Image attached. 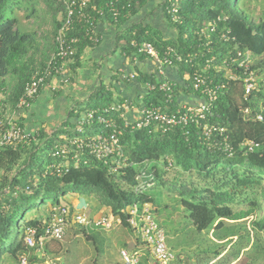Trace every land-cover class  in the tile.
I'll use <instances>...</instances> for the list:
<instances>
[{"label": "trees", "instance_id": "obj_1", "mask_svg": "<svg viewBox=\"0 0 264 264\" xmlns=\"http://www.w3.org/2000/svg\"><path fill=\"white\" fill-rule=\"evenodd\" d=\"M149 1L130 0L127 7L118 5L122 9H119L117 21H113L109 15L106 20L120 28L137 16ZM18 2L0 0V93L4 97L0 101V109L4 110L7 106L10 114L16 110L25 84L45 68L54 52V34L63 12L60 0H40L49 11L52 29L45 35L38 30L27 32L19 28L13 14ZM24 2L29 4V17L35 14L37 1ZM101 4V0H96L91 6ZM253 5L251 0H181L176 6L178 21L173 22L166 10L169 0H162L163 14L175 32L174 37L164 39L159 31L135 24L117 40V48L130 63H133V58L141 60L145 57L137 54L132 43H150L160 56L169 47L181 58V62H176L173 55H169L180 77L185 75L182 85L174 84L169 110H174L182 103L180 99L183 96H199L192 89V78L196 74L208 78L213 85H223L206 114V122L225 128L231 155L218 146L222 141L220 137L215 136L206 141L201 127L195 124L174 126L166 132L155 130L154 127L139 131L123 129L124 110L115 108L123 105L124 100H113L112 93L101 85L90 96L86 106L69 111L61 128L49 133L41 129L22 144L0 148V264L5 254L16 264L21 255H28L30 264H43L44 259L49 257L50 244L58 242L46 243L44 257L39 259L35 250L25 246L24 233L26 228H35L42 233L43 224L52 214L50 209L59 205L67 206L60 204L68 192L67 186L73 194L94 197L98 208H104L110 215L118 217L121 227L131 232L127 223L128 208L133 204L151 205L154 202L151 192L165 185L163 176L172 169H177L187 177L179 184L176 197L198 232L209 229L214 234L225 221L241 224L256 209L259 210L261 204L259 206L255 201L250 202L253 209L247 212L235 213L231 206L234 204L231 198L235 194L248 193V188L249 194L253 195L254 187H262L261 194L264 197V3L259 8H262V12L256 18L251 14ZM71 35L79 36L70 61V66L75 68L85 49L93 45L84 36L81 25H75ZM237 51L250 53V70L254 71L257 78V86L247 102L243 100L244 73L237 65L230 64ZM229 70L232 76L227 75ZM135 75L136 80L144 84H157V80L152 77L137 72ZM164 102L162 93L157 91L146 93L143 97L146 107L165 106ZM245 109H248L247 114L244 113ZM91 111L96 112V116L106 118L110 128L96 123L95 119L93 123L82 127V133H75L76 124L72 120L75 122ZM258 115L262 117L261 121L256 119ZM112 125L122 129L119 139L127 164L117 174L111 173L107 165L95 160L87 151H79L70 144L76 137L85 138L96 131L102 135L109 134ZM247 140L258 143L260 148L246 152L242 144ZM62 149L69 152L68 165L57 173L56 166L63 164L60 157ZM44 152L47 153L46 159L39 161ZM168 163H171L169 169ZM146 165L149 166L147 170L153 186L136 194V176ZM45 207L49 209V214L43 213ZM255 225L259 230H264V215ZM78 232L87 241L94 240L84 229L78 228ZM232 237L225 235L215 239L223 241L218 243L222 247L215 252L216 258L225 249L223 245L229 251L231 247L227 244ZM136 242L141 243L138 238ZM243 248L231 258L235 260ZM144 251L138 264H157L149 252ZM183 260L175 255L170 264H186Z\"/></svg>", "mask_w": 264, "mask_h": 264}, {"label": "built area", "instance_id": "obj_2", "mask_svg": "<svg viewBox=\"0 0 264 264\" xmlns=\"http://www.w3.org/2000/svg\"><path fill=\"white\" fill-rule=\"evenodd\" d=\"M63 6L59 26L54 34V52L50 56L45 68L35 74L32 79L24 86L22 96L19 98L16 110H14L9 118L0 122V148L4 146H16L26 141L31 134L27 133L18 125L17 113L25 110L31 101L39 94L40 90L52 78H58L62 83H67L68 79L65 75L68 73L69 63L74 56L75 47L79 42V36L71 35V30L75 25L83 27V34L92 45H97L101 37L99 35V23L101 20H106L109 15L113 21H117L119 17L118 5L123 4L127 7V2L130 0H101V6H91L96 0H60ZM181 0H169V6L166 9L171 15L173 22L178 21L177 4ZM212 31V29H211ZM225 40L226 37L223 36ZM136 49L137 54L144 55L159 67L173 66V62L169 55L176 62H181V58L171 49L167 48L162 56L156 49L147 42L131 45ZM249 52L237 51L236 57L231 59L230 64L237 65L244 73L243 79V100L248 101L249 95L257 86V78L254 71L250 70ZM133 63L136 64V58H133ZM230 72V70H229ZM119 78L122 80L133 81L136 79L135 72L125 74L121 72ZM223 85H213L212 82L203 77L201 74H196L192 78V89L199 94L202 101L198 105H189L180 103L174 110H169L168 106L173 101L174 83L169 81H161L155 83H145L146 93L160 92L165 99V106H142L137 110L136 117L128 119L125 113L132 109V103L124 101V104L117 106L115 110H124L122 118L124 120L123 129L139 131L144 128L154 127L155 130L166 132L174 126H188L195 124L201 127L204 139L209 141L215 136L222 139L218 145L225 153L231 155L232 149L227 142L226 130L215 124L206 122V114L209 112L211 104L216 100L218 90ZM3 94L0 93V101L3 100ZM182 102V101H181ZM114 110V109H113ZM248 113V109L244 110ZM96 112H89L76 121L75 133H82V127L86 124L96 123L110 128V123L102 116H96ZM96 117V118H95ZM257 120L261 121L262 117L258 115ZM205 122V123H204ZM202 123V125H201ZM122 129L112 125V131L109 134L102 135L98 131L91 136L85 138L76 137L71 145H74L79 151L85 150L95 160L103 162L109 167L111 173L117 174L119 170L126 167V161L123 157V152L120 145V135ZM242 147L246 152H253L260 148L258 143L251 140L243 142ZM60 157L63 159V164H58L55 168L57 173L66 169L68 165V150L62 149ZM57 156H59L57 154ZM77 160L78 158L74 156ZM140 170L136 176L135 193H142L153 186L151 178L148 174V165ZM171 163H168V169ZM129 217L127 223L131 230L135 232L138 239L145 247L157 264H170L175 259V254L169 249L166 244V236L163 228H161L155 220L154 210L148 203L143 205L133 204L128 208ZM77 227L81 229H98L109 231L114 227L121 226V221L118 217L110 214H100L96 217L89 216L84 211H75L73 208L59 205L52 209V214L42 228V233L35 228H26L24 233V243L29 249L35 250V255L40 259L44 257L45 244L48 242H62L69 228ZM141 250L130 251L126 248L120 249L119 256L122 264H138L142 257ZM18 264H30L28 255H21L18 258ZM43 264H62L59 259L46 257Z\"/></svg>", "mask_w": 264, "mask_h": 264}, {"label": "rangeland", "instance_id": "obj_3", "mask_svg": "<svg viewBox=\"0 0 264 264\" xmlns=\"http://www.w3.org/2000/svg\"><path fill=\"white\" fill-rule=\"evenodd\" d=\"M36 1L34 8L36 13L32 16L29 17V4L28 2H24V0H19L18 4L14 7L13 14L18 21L20 29H24L27 32L38 30L42 35H45L52 29L51 17L44 4L40 0ZM251 1L254 4L252 6L253 13L251 14L256 18L262 12V8L261 10L259 8L263 5L264 0ZM251 63L252 59L250 65ZM227 75L232 76L233 74L227 71ZM46 156V152L42 153L39 161L45 160ZM263 176L264 172L262 171ZM163 179V181H166L165 185L161 186L160 190L151 192L154 197V202L151 206L154 209L156 222L165 232L167 246L177 257L183 256V261L186 264H199L198 262L200 264H228L232 259L231 257H234L235 253L241 247H244V250L242 249L240 252V260L235 264H264V230H259L257 225H255L256 222L262 220L264 215V197L261 194L262 187H254L253 195L249 194L250 190L248 188V193L235 194L231 198L234 202L231 206L234 208L233 211L235 213L247 212L253 209V205L250 203L253 201L258 205L261 204V206L259 205V210L256 209L255 213L246 222L241 224H229L225 221L213 234L209 229L202 232L196 231L187 217L188 212L181 207L179 199L176 197L178 195L179 184L187 180L186 175H183L177 169H172L167 170ZM262 185L264 186V181ZM69 189L71 188L67 186L66 190L68 192L62 197L63 199L60 204H66L75 211H84L93 217L105 214V212H100L101 208L93 206L92 197L90 198L79 193L73 194ZM255 195H257V199ZM85 232L92 236L94 240L87 241L81 235L82 233L78 232L77 227L73 226L69 228L62 242L50 244L49 257L59 259L62 264H122L119 256L120 249L126 248L130 251L138 249L142 253L145 250L143 244L136 242V238H138L137 234L121 226L114 227L109 231L85 229ZM225 235L233 236L227 244V246L230 244L229 247L231 248L222 259L216 258L215 252L219 251L222 245H219L215 239L218 240L219 237ZM225 246L223 245L226 249ZM2 264L16 263L5 254Z\"/></svg>", "mask_w": 264, "mask_h": 264}, {"label": "crops", "instance_id": "obj_4", "mask_svg": "<svg viewBox=\"0 0 264 264\" xmlns=\"http://www.w3.org/2000/svg\"><path fill=\"white\" fill-rule=\"evenodd\" d=\"M161 3L162 0H150L137 16L129 19L120 28L115 27L108 20H101L98 26L100 42L85 49L75 68H72L70 63L68 64V73L65 75L68 82L62 83L58 78H52L31 101L30 105L17 113L15 118L22 128L31 135L41 129L49 133L61 128L69 111L86 106L90 96L101 85L112 93L113 100L132 103L133 106L130 110L134 111H127L125 117L134 119L137 110L144 106L145 84L136 79L133 81L122 80L119 78L121 72L125 74L137 72V74L156 79L157 83L169 81L179 84V86L182 85L185 75L181 78L174 65L159 67L146 57L141 60L136 59V64L130 63L129 59L117 48L118 38L135 24H143L159 31L164 39L175 36V32L169 27L164 17ZM180 101L189 105H198L202 99L199 96H183ZM9 116V107L6 106L4 110L0 109V122H5ZM76 121L77 119L75 122L72 120V123L75 124ZM92 198L93 206H97L96 199ZM100 212L109 214V211L104 208ZM43 213L49 214V209L45 207ZM227 252L225 249L217 258L222 259ZM180 257L184 259L183 256ZM236 257L235 260L231 259L228 264L238 262L240 254Z\"/></svg>", "mask_w": 264, "mask_h": 264}]
</instances>
